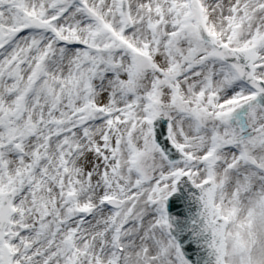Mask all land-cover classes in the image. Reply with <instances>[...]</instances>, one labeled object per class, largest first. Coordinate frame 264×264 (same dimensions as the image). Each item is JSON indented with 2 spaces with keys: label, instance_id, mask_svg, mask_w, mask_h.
Returning a JSON list of instances; mask_svg holds the SVG:
<instances>
[{
  "label": "snow or ice",
  "instance_id": "6c2138e0",
  "mask_svg": "<svg viewBox=\"0 0 264 264\" xmlns=\"http://www.w3.org/2000/svg\"><path fill=\"white\" fill-rule=\"evenodd\" d=\"M0 264H264V0H0Z\"/></svg>",
  "mask_w": 264,
  "mask_h": 264
}]
</instances>
